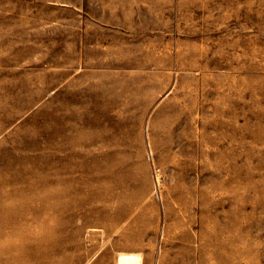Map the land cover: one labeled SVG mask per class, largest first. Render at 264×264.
<instances>
[{
    "label": "rangeland",
    "instance_id": "374dc122",
    "mask_svg": "<svg viewBox=\"0 0 264 264\" xmlns=\"http://www.w3.org/2000/svg\"><path fill=\"white\" fill-rule=\"evenodd\" d=\"M120 254L264 264V0H0V264Z\"/></svg>",
    "mask_w": 264,
    "mask_h": 264
},
{
    "label": "bare ground",
    "instance_id": "6f19581e",
    "mask_svg": "<svg viewBox=\"0 0 264 264\" xmlns=\"http://www.w3.org/2000/svg\"><path fill=\"white\" fill-rule=\"evenodd\" d=\"M117 264H139V258L132 254H120Z\"/></svg>",
    "mask_w": 264,
    "mask_h": 264
},
{
    "label": "crops",
    "instance_id": "0c3cea01",
    "mask_svg": "<svg viewBox=\"0 0 264 264\" xmlns=\"http://www.w3.org/2000/svg\"><path fill=\"white\" fill-rule=\"evenodd\" d=\"M60 247H64V246H62V245H59ZM57 253H59V250H58V248H57ZM111 257V256H110ZM118 260V257L116 258V260H115V264H117V261ZM57 261L59 262V261H62V258H57ZM109 261L111 262V260L109 259Z\"/></svg>",
    "mask_w": 264,
    "mask_h": 264
}]
</instances>
